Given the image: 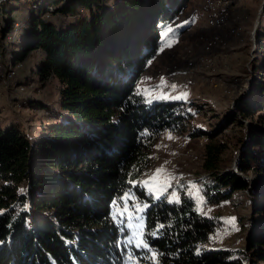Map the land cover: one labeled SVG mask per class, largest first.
Masks as SVG:
<instances>
[{"label":"trees","instance_id":"1","mask_svg":"<svg viewBox=\"0 0 264 264\" xmlns=\"http://www.w3.org/2000/svg\"><path fill=\"white\" fill-rule=\"evenodd\" d=\"M10 1L0 3V63L15 72L41 53L39 78L59 82L66 121L30 140L0 120V264H264V9L255 41L251 34L246 41L256 45L251 91L227 119L243 127L237 171L258 174L253 185L223 164L216 136L190 130L191 138H209L205 202L250 193L255 225L244 251L207 248L222 221L203 214L190 193L170 201L140 183L162 134H184L191 123L183 104L148 105L137 90L162 32L187 14L190 0H44L24 15ZM134 207L147 247L129 243L134 216L126 213Z\"/></svg>","mask_w":264,"mask_h":264},{"label":"rangeland","instance_id":"2","mask_svg":"<svg viewBox=\"0 0 264 264\" xmlns=\"http://www.w3.org/2000/svg\"><path fill=\"white\" fill-rule=\"evenodd\" d=\"M43 1L12 0L7 6L24 15L38 9ZM114 1L110 0L108 5H113ZM208 1L190 0L187 14L179 18L175 27L164 29L160 51L150 60L146 72L137 82V90L146 104L179 102L191 115L186 133L168 131L162 134L152 150V164L140 183L153 197L166 195L170 201H177L180 192L185 190L193 195L203 214L220 217L222 224L213 236V246L208 249L247 251L249 232L255 225L250 193H234L231 200L217 205L205 202L201 185L210 177L204 169L209 138L205 134L191 138L190 130L216 136L215 139L225 145L223 164L239 173L237 164L244 148L239 140L243 127L238 123L228 125L227 119L237 113V103L251 91L253 77L249 72L256 45L255 48L254 45L247 46L246 41L250 34L253 40L251 31L264 0H211L216 1L225 13L224 26L213 31L206 28ZM234 2L238 7L232 12ZM49 11L53 12V8L49 7ZM210 35L218 39L213 37L205 43L202 38ZM211 42L212 46L207 50V44ZM43 58L41 53H31L23 66L15 67V72L10 70L11 62L6 63V71L0 63L2 126L7 129L18 125L30 140L39 137L45 127L66 121L59 82L51 79L42 83L39 78L37 70ZM9 73H13L11 77ZM240 121L251 127L248 120ZM239 174L248 178L251 185L259 177L253 171L247 175ZM129 212L134 216L133 221H128L129 239L138 244L143 221L136 207L126 214L130 215ZM133 233L137 235L133 236Z\"/></svg>","mask_w":264,"mask_h":264},{"label":"bare ground","instance_id":"3","mask_svg":"<svg viewBox=\"0 0 264 264\" xmlns=\"http://www.w3.org/2000/svg\"><path fill=\"white\" fill-rule=\"evenodd\" d=\"M207 8H208V13L209 16L207 18V23H206V28L209 30L213 29H220L224 26L225 24V13L224 11H222L220 9V5L216 2V1H208L207 2ZM222 23V24H221ZM213 37L216 38V40L218 39L217 37H215L214 35H210V36H205L202 38V40L207 43L209 41L213 40ZM216 42V41H215ZM212 46V42L211 44H207V50H210V47ZM5 65V63H4ZM195 69V68H193ZM13 73H9V77L12 76Z\"/></svg>","mask_w":264,"mask_h":264},{"label":"water","instance_id":"4","mask_svg":"<svg viewBox=\"0 0 264 264\" xmlns=\"http://www.w3.org/2000/svg\"><path fill=\"white\" fill-rule=\"evenodd\" d=\"M4 1H6V0H0V3L4 2ZM263 9H264V1L262 3V7H261V9L259 11L258 17L256 19V22H255V25H254V28H253V32H252L253 41H255V34H256L257 29H258L259 24H260V16L262 14ZM254 48H255V44H254Z\"/></svg>","mask_w":264,"mask_h":264},{"label":"snow or ice","instance_id":"5","mask_svg":"<svg viewBox=\"0 0 264 264\" xmlns=\"http://www.w3.org/2000/svg\"><path fill=\"white\" fill-rule=\"evenodd\" d=\"M145 207H146V205H145ZM140 210L143 211V209H140ZM136 235H137V233H133V236H136ZM131 242H132V241L129 240V243H131ZM137 246L147 247V245H146L142 240L138 241Z\"/></svg>","mask_w":264,"mask_h":264},{"label":"built area","instance_id":"6","mask_svg":"<svg viewBox=\"0 0 264 264\" xmlns=\"http://www.w3.org/2000/svg\"><path fill=\"white\" fill-rule=\"evenodd\" d=\"M222 24V23H221ZM2 62V61H1ZM3 63V62H2ZM3 66H4V63H3ZM192 68H195V67H192Z\"/></svg>","mask_w":264,"mask_h":264}]
</instances>
